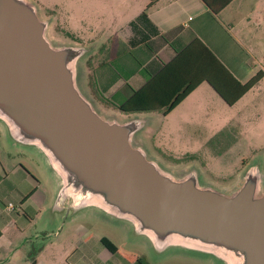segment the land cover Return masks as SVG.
I'll list each match as a JSON object with an SVG mask.
<instances>
[{"label":"water","instance_id":"95a60500","mask_svg":"<svg viewBox=\"0 0 264 264\" xmlns=\"http://www.w3.org/2000/svg\"><path fill=\"white\" fill-rule=\"evenodd\" d=\"M52 23L34 0H0V133L50 177L40 229L57 238L89 219L159 264H264L263 156L244 164L230 190L195 166L170 172L142 137L153 116L104 114L87 93L85 62L98 43L54 42Z\"/></svg>","mask_w":264,"mask_h":264},{"label":"crops","instance_id":"0c3cea01","mask_svg":"<svg viewBox=\"0 0 264 264\" xmlns=\"http://www.w3.org/2000/svg\"><path fill=\"white\" fill-rule=\"evenodd\" d=\"M34 2L44 17L52 19V31H55L54 22L57 20L58 6L67 5L68 11L76 14L79 11L78 6L83 5L104 21L108 20V12H116V21L122 22L118 29L114 26L108 27L109 30L105 29L103 35L88 43L79 39L73 41L86 46L98 43L95 53L85 62V87L104 114L119 117L133 114L151 115L154 117L152 124L155 126L163 119L184 112L187 101L199 89H209L215 93L208 84L202 83L167 115L156 110L146 111L148 106L145 102L133 96L134 92L143 88L148 76L157 74L178 52L196 39L202 42L240 83L248 82L258 72L263 74L260 81L234 105L228 106L224 103L228 108L241 107L253 91L264 85V63L258 60L259 49L255 51L254 48V52L249 53L243 47V44L250 41L253 28H256V25L261 28L259 24L264 22V0H233L216 15L203 0ZM143 13H146V20L139 21ZM89 36L95 34L91 32ZM254 42L255 47H260L262 37L257 36ZM204 85L208 88H202ZM124 107L130 111L122 110ZM256 110L257 120L251 125L243 127L241 120L231 119L228 126L233 132L242 130L246 142L255 146L256 151H260L264 149V135L258 134L263 126L264 103H260ZM241 139L231 138L238 146H247L240 144ZM21 152L10 150L0 133V264H137L138 260L145 263L147 254L144 248L127 246L117 228L89 219L72 222L59 234L56 241H53L57 244L67 233H74L76 238L66 254L52 256L46 261L40 251L49 245V242L44 243L35 252L32 249L28 254L27 246L32 238L37 239L38 233L41 232L48 233L42 229L38 230L36 226L41 213L52 199L53 189L51 187L48 197L41 189L40 176L27 170L20 162H15L25 153ZM262 156L264 161V152ZM5 200L11 201L5 204L2 202ZM8 205L12 206L11 210H8ZM32 227L35 228L32 230ZM94 229L102 234H92ZM106 230H111L116 236L118 234L119 241H115L113 236L108 237ZM102 238L115 246V253L109 252L102 245Z\"/></svg>","mask_w":264,"mask_h":264},{"label":"rangeland","instance_id":"374dc122","mask_svg":"<svg viewBox=\"0 0 264 264\" xmlns=\"http://www.w3.org/2000/svg\"><path fill=\"white\" fill-rule=\"evenodd\" d=\"M58 8L57 20L54 22L55 31L51 30L50 32V38L54 42H73L74 39H79L83 43H88L90 40L103 35L104 30L107 31L108 27L114 26L115 29H118L122 25V22L116 21V12H108V20L104 21L103 18L92 14L83 5L78 6L79 11L76 14L69 12L67 5L58 6ZM259 25H261V28H257V25L256 28H253L250 41L243 44V47L249 53H253L254 48L255 51L259 49L258 60L264 63V22ZM91 32L95 36H89ZM257 36L262 37L263 40L258 48L254 46V40ZM205 86L202 88H208ZM260 103H264V85L253 91L243 105L237 107V109L228 108L222 99L209 89H199L187 101L184 112L177 113L169 119L161 120L157 125L151 126L142 134V137L161 165L170 172L179 175L195 166L200 170L201 177L205 182L211 183L219 189L230 190L238 183L237 178L243 170V163L256 161L257 157H262L264 149L260 152L256 151L255 146H250L251 144L244 139L245 134L242 130L237 132L229 130V121L239 119L242 121L243 127L251 125L253 121L257 120L256 109ZM262 121V131L258 132L260 135H264V117ZM186 122L189 124H186ZM247 136H250V134H247ZM232 137H237V139L241 137L240 144L247 146H238V143L231 140ZM16 161L35 175L40 176L42 180L41 189L49 197L52 182L46 174L40 159L25 152ZM10 201L5 200L2 202L7 204ZM0 207H2V204ZM40 226V223H38L36 228L40 230ZM33 228L35 227H32V230ZM49 233L52 235H47ZM71 233H67L57 244L53 243L56 239L55 232L38 233L39 237L37 239L32 238L31 243L27 246L28 254L32 249L35 252L36 249L47 242H49V245L40 251L46 261H49L52 256L66 254L72 241L76 238L74 233ZM105 233L108 237L113 236L115 241H119L118 234L116 236L111 230H106ZM92 234L101 235L102 233L94 229ZM195 260L180 258V260L167 261L162 264H208L205 261ZM145 263L159 264L153 261L152 258H146Z\"/></svg>","mask_w":264,"mask_h":264},{"label":"trees","instance_id":"16d2710c","mask_svg":"<svg viewBox=\"0 0 264 264\" xmlns=\"http://www.w3.org/2000/svg\"><path fill=\"white\" fill-rule=\"evenodd\" d=\"M233 0H203L213 14H218ZM143 13L139 21H145ZM258 72L246 83L237 81L217 60L211 51L199 40H194L176 57L164 65L155 75H150L143 88L134 92L135 99H141L148 106L146 111H161L167 115L186 99L199 85L208 84L211 89L228 105H234L243 95L251 90L262 78ZM132 103V102H131ZM124 111H130L127 107ZM102 245L111 253L115 246L105 238ZM137 264H145L138 260Z\"/></svg>","mask_w":264,"mask_h":264},{"label":"built area","instance_id":"2783aa9c","mask_svg":"<svg viewBox=\"0 0 264 264\" xmlns=\"http://www.w3.org/2000/svg\"><path fill=\"white\" fill-rule=\"evenodd\" d=\"M12 209V206L11 205H8V210H11Z\"/></svg>","mask_w":264,"mask_h":264}]
</instances>
